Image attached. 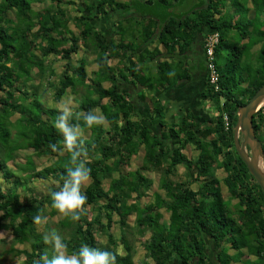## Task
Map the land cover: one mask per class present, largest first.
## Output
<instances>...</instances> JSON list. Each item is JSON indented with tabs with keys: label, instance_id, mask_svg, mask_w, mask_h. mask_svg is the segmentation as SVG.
Masks as SVG:
<instances>
[{
	"label": "trees",
	"instance_id": "obj_1",
	"mask_svg": "<svg viewBox=\"0 0 264 264\" xmlns=\"http://www.w3.org/2000/svg\"><path fill=\"white\" fill-rule=\"evenodd\" d=\"M221 1L203 0L179 17H159L133 7L132 0H0V160H11L22 149L51 159L48 165L39 166L29 155L19 175L0 166V176L9 184L0 187V229L8 228L12 241L23 245L10 248L23 258L20 264H35L44 253L52 255L51 246L42 240L43 233L51 229L49 222L39 231L33 218L59 215L51 206L50 192L62 185L69 166L67 152H53L49 147L63 139L53 126L58 108L47 113L36 97H28L29 82L36 71L39 75L46 72L45 56L50 54L63 61L59 77L49 82L52 100L61 102L83 85L86 94L79 112L98 111L107 118L105 125L85 129L89 136L83 137L87 152L83 158L91 168L86 213L76 222L63 216L56 222L57 230H70L66 238L69 253L83 244L117 252L121 244L124 253L117 252V264H134L129 236L121 231L116 237L112 230L114 224L128 229L127 219L134 211L136 233L145 236L149 232L141 242L150 259L146 264H264V192L233 142L237 108L264 82V20L255 24V31L247 28L254 24L252 19L225 18L230 11ZM237 1L234 12L242 8ZM250 1L264 13V0ZM146 3L152 6L154 1ZM192 12L197 13L194 19ZM201 27L202 37L218 33L214 47L218 86L209 82L203 45L205 78L193 87L198 96L214 102L216 111L202 116V121L187 111L179 123L165 125L160 117L154 122L164 108L156 94L187 77L188 69L180 59L159 60L149 81L143 72H151L140 48L156 40L168 51L178 46L183 53ZM230 30L237 32L241 43L227 39L225 32ZM257 42V64H244L243 55H253L251 46ZM223 47L229 51L225 66L218 62ZM82 51L92 53L96 64L87 78L84 57L72 61ZM177 68L184 74L171 76ZM146 93L152 104L147 114L143 111ZM15 114L18 117L13 122L10 117ZM73 122L83 126L78 115ZM252 123L264 151L261 110ZM11 127L15 128L13 138ZM190 145L196 150L194 158L185 153ZM140 156L144 163L127 172V163ZM177 166L184 169L181 180L171 178ZM216 168L224 172L222 178L215 175ZM147 171L162 173L159 188L163 192L153 191L150 201L142 200L151 190ZM39 178L51 179L55 186L40 194L31 185ZM161 209L169 213L167 219ZM102 233L107 240L98 243Z\"/></svg>",
	"mask_w": 264,
	"mask_h": 264
},
{
	"label": "rangeland",
	"instance_id": "obj_2",
	"mask_svg": "<svg viewBox=\"0 0 264 264\" xmlns=\"http://www.w3.org/2000/svg\"><path fill=\"white\" fill-rule=\"evenodd\" d=\"M224 4V8L226 9V11H230V13L227 15L225 13V18H230L231 20L234 19L235 21H242L244 22L247 19H252V22L254 24L251 25V23L249 24V26L246 25V27L248 28H252L254 31L257 29L256 25H258L260 23L261 20H264V13L259 9V7L252 3L250 0H240L237 1L238 5L242 6V8L238 7L237 10H235L234 12V7H232L233 5L235 6L236 4L234 3V0H222L221 1ZM249 3V4H248ZM133 6L135 7V5L133 4ZM232 7V10H230ZM246 7V8H244ZM230 8V9H228ZM138 9V8H137ZM170 11V10H169ZM228 13V12H227ZM197 15L196 12H192L190 13V16H192V18L194 19V17ZM227 16V17H226ZM228 18V19H229ZM257 20V21H255ZM241 22V23H242ZM136 23L131 22V26ZM256 24V25H255ZM260 25V24H259ZM73 30L74 27L71 25L70 26ZM203 30V27L199 28V33H201ZM225 36L227 37L228 40H231L233 42H240L241 43V39L239 37V35L237 34V32L235 30H230L225 32ZM230 43H233L231 42ZM227 46V45H226ZM260 46V42H257L255 45L251 46V51L253 53V55H243V62L244 64H249L252 66H255L257 64V60H256V51L258 50ZM228 52L226 51L225 47L222 48V50L220 51V57L218 59L219 64L224 65L225 66V61L226 58L228 56ZM37 54H39L37 52ZM230 55H233V53H230ZM84 57L85 60V72H86V78L89 76V74L91 73L92 70H94L96 68V64L93 62L94 59V55L92 53H90L89 51H82L81 53L77 54V55H73V59L72 61L75 63L77 61V59H80ZM112 62V61H111ZM45 64H46V72L44 74H37V69H35L36 71V76H34V80L30 81V90L28 91V97L32 98V97H36V99H38L41 102V106L43 107V110L46 111L47 113H50V109L51 108H60L61 103L63 102H68L72 107H73V116L74 115H78L80 112L78 110V106L80 105V102L82 101V99L84 98L86 92H85V87L83 85L77 86V88L75 89L74 93H69L66 97H64L62 99L61 102H54L51 98L52 96V88L49 85V82H55L57 80V78L59 77L60 73L63 70V61L57 57L54 56L52 54L45 56ZM51 69L52 73H50L48 70ZM145 77L147 78H151L149 81L152 80V78H154V75H150L147 72H143ZM178 73H182L181 70H179L177 68V71L175 72H171V76H174L175 74ZM39 75V76H38ZM48 82V83H47ZM29 88V86L27 87ZM209 106H210V110L212 111H216V106L214 105V102H212L211 100H209ZM98 112V111H96ZM99 113V112H98ZM18 117L17 114L13 115L10 117V120H12L13 122L16 120V118ZM10 137L13 138L14 133H15V128L11 127L10 129ZM89 133L84 132V137H88ZM185 153L189 156L194 158L196 156V150L193 146H187V148L185 149ZM31 155V157L33 158L34 162L36 164H38L39 166H46L51 162V159H49V157L47 156H37L35 153L30 152L29 150L26 149H22L19 150L18 152H15L13 154V157L11 160L8 161H3L0 160V166L1 168L3 167H9L12 171H14L16 173V175H19V169L20 166H23L26 157ZM142 163H144L143 161V156L140 157H132V159L129 161V163H127L126 165V169L127 172L128 171H132L136 168V166L141 165ZM4 169V168H3ZM177 172L175 175H171V178L174 180H181L184 178V169L182 166H177V168L175 169ZM147 177L151 180V190L148 191L149 194L146 197H143L142 200L144 201H150L152 200V192L153 191H159V192H163L162 189L159 188V178L162 176V173L160 172H154V171H147L146 173ZM215 175L218 178H222L224 176V172L222 171V169L220 168H216L215 169ZM32 187L34 188V190H36L38 193L40 194H45L47 193V191L55 186V183L51 180V179H35L32 183H31ZM194 186V185H193ZM0 187L2 189L8 188L9 184H7V182H5L3 180V177L0 176ZM223 195L224 197L227 196V192L225 190H223ZM128 202H130V200H128ZM88 210H90V212H94V214H96V211H93L92 209H90V207H88ZM162 210V214H163V218L167 219L168 217V212ZM45 212H48V208L45 210ZM62 218V216L59 215H55L52 218H48V222L51 226V228H54L57 230V226H56V222ZM134 211L129 213L128 216V229H124L118 226V224H114L113 225V231L116 237H118L121 234V231H124L125 233H127V235L129 236V240L130 242L133 244L134 246V253L132 256V261L134 264H146L148 262H150V259L147 257L146 255V251L142 246V240L148 238L149 236V232H147L145 234V236H140L136 233V228L134 227ZM37 228L39 231L42 230V226L37 225ZM59 231V230H58ZM62 236H64L65 238H68L69 236V228H61L60 231ZM98 238V243H105L107 238L105 236V233H102L101 235L97 236ZM11 246L14 249H19V248H23L22 244L19 243H14L12 241V235L10 230L7 228H3L0 229V262L3 264H20L22 262V257L15 255L14 253H12L10 251ZM99 248V247H98ZM116 251L119 252L120 254L124 253V250L122 248L121 244H118V246L116 247ZM228 251L230 253H235V251L233 249ZM246 258V257H245ZM248 259V258H247Z\"/></svg>",
	"mask_w": 264,
	"mask_h": 264
},
{
	"label": "clouds",
	"instance_id": "obj_3",
	"mask_svg": "<svg viewBox=\"0 0 264 264\" xmlns=\"http://www.w3.org/2000/svg\"><path fill=\"white\" fill-rule=\"evenodd\" d=\"M78 118L83 121V126L79 122H73V107L68 102L61 103L53 126L62 136V143L49 145L53 152L69 154V166L66 167L63 183L58 186V190L50 192V197L52 208L73 222L79 221L81 215L86 213L88 197L85 190L91 180V168L83 158L87 154L83 146L85 129L103 126L107 121L102 113L91 110L79 113ZM33 220L42 227L48 223V218L43 214L36 215ZM42 240L44 244L51 246L52 255L42 254L35 264H117V252L88 244H83L78 251L69 253L66 238L54 228L46 230Z\"/></svg>",
	"mask_w": 264,
	"mask_h": 264
},
{
	"label": "crops",
	"instance_id": "obj_4",
	"mask_svg": "<svg viewBox=\"0 0 264 264\" xmlns=\"http://www.w3.org/2000/svg\"><path fill=\"white\" fill-rule=\"evenodd\" d=\"M153 1L154 4L152 6H148L146 0H132V4H134L135 7L142 9L143 12L145 11L149 13L150 11H153L158 14L159 17L164 16L165 14L167 17H179L180 15L187 13L195 6L201 4L203 0ZM168 3L170 5H168ZM167 8L170 9L167 10ZM140 25L141 23L139 22L137 24L138 29L140 28ZM158 25L160 26L161 24L159 23ZM203 38L204 37H202L201 33L196 34L194 38L195 41L187 47L183 53L179 52L178 46H175L172 51H168L161 44H158L156 40L148 44L146 47L140 48L141 52L144 54L145 62H148L149 70L152 76L155 75L156 63L159 60L176 62L180 59L183 66L188 69V72H185L187 73V77L178 80L175 86L161 90L156 94L158 102H160L164 108L160 114L156 115L154 122H157V119L160 117L163 119L165 125L179 123L187 111L193 113L195 120L200 121H202V116L215 113L209 109V100L198 96L197 93H195L196 89L194 90L193 87L194 84L196 87V83L203 81L205 78L206 72L204 66ZM155 48L158 53L154 56L153 50ZM180 70L182 71V68ZM179 74H184V71ZM148 96L149 94L146 93L147 103L145 107L143 106V111H145L146 114L147 111H149L150 105H152Z\"/></svg>",
	"mask_w": 264,
	"mask_h": 264
},
{
	"label": "water",
	"instance_id": "obj_5",
	"mask_svg": "<svg viewBox=\"0 0 264 264\" xmlns=\"http://www.w3.org/2000/svg\"><path fill=\"white\" fill-rule=\"evenodd\" d=\"M264 104V82L247 102L237 108V119L233 131L234 147L264 192V151L260 140L255 136L252 119ZM241 134L242 139H239Z\"/></svg>",
	"mask_w": 264,
	"mask_h": 264
},
{
	"label": "built area",
	"instance_id": "obj_6",
	"mask_svg": "<svg viewBox=\"0 0 264 264\" xmlns=\"http://www.w3.org/2000/svg\"><path fill=\"white\" fill-rule=\"evenodd\" d=\"M218 42V33L217 32H210L205 35L203 38V45L205 48V55H206V67L209 73V82L217 88L218 83V72L214 66V47ZM259 110L264 113V104L259 108ZM224 119L227 120V117L224 116ZM227 124V123H226Z\"/></svg>",
	"mask_w": 264,
	"mask_h": 264
}]
</instances>
